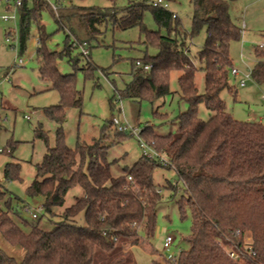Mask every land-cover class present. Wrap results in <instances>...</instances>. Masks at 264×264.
<instances>
[{"label":"trees","instance_id":"obj_1","mask_svg":"<svg viewBox=\"0 0 264 264\" xmlns=\"http://www.w3.org/2000/svg\"><path fill=\"white\" fill-rule=\"evenodd\" d=\"M58 1L55 10L45 0H31L30 4L23 1L17 8L18 53L25 49L29 26L34 21L38 73L57 90L60 100L46 109L48 117L58 125L54 145L47 146L41 161L35 164L34 178L25 189L28 196H42L41 213L30 221L23 218L12 206L9 193L5 199L7 191L0 189V234L9 244L24 249L20 261L0 249V264H93L96 248L101 250L96 257H101V264H136L130 248L138 242L139 229L147 240L154 237L156 206L164 198L162 188L153 181L157 168L174 171L181 186L175 200L179 217L184 219L188 213L191 219L190 232L183 237L188 246L181 248L173 261L168 260L170 264H264V122L235 119L221 97L223 90L233 98L236 95L229 82L233 67L229 45L241 33L229 11V3L234 0H190L188 32L181 29L177 16L150 0H126L122 6L117 5V0H107L106 7H84L73 4L74 0L64 6ZM44 8L54 16L58 28L66 30L60 51L46 47L49 35L39 20ZM146 10L156 29L143 23ZM203 25L205 36L196 52L200 63L197 66L187 52V37L191 39ZM135 26L144 35L145 50L134 59L130 80L117 90L118 95L138 103L142 99L152 103L171 92L170 75L176 70L180 72V98L187 106L179 114L173 132L161 135L148 124L140 130V136L163 153L166 164L140 153L132 165L123 166L119 174L113 175L108 148L132 134L104 123L91 143L77 137L75 146L69 147L61 127L65 106L80 108L81 95L75 72L61 73L56 60L67 57L74 70L78 68L89 76L96 67L88 56L86 63L77 67V58L70 57L72 49L82 45L89 50L90 40L104 34L108 27L125 30ZM149 45L154 47V53L147 52ZM253 55L256 60L251 80L264 85V48L254 46ZM137 60L142 66H136ZM198 70L203 72L201 93L195 84ZM199 104L210 112L206 119L198 115ZM35 133L46 140L43 131ZM13 146L8 142V153ZM19 169L18 162H7L4 179L21 180ZM75 186L80 187L81 194L58 213L56 209L63 206L65 194ZM164 188L169 191L168 199L175 198L178 185L168 182ZM22 207L24 210L27 205ZM81 211L83 224L76 221ZM43 215L52 223L50 229L39 226ZM245 245H251L254 255L247 254ZM229 249L239 250L241 256L229 257ZM111 250L114 254L106 256L105 252Z\"/></svg>","mask_w":264,"mask_h":264},{"label":"rangeland","instance_id":"obj_2","mask_svg":"<svg viewBox=\"0 0 264 264\" xmlns=\"http://www.w3.org/2000/svg\"><path fill=\"white\" fill-rule=\"evenodd\" d=\"M7 6V0H0V149L8 148V142L13 143L12 152L3 149L0 152V189L3 188L11 196V204L18 208L23 218L31 220L28 212L22 205L36 208L42 202V196H28L25 192L35 175V164L39 163L47 146H53L57 122L48 117L46 109L59 103L60 96L51 84L43 81L38 73V61L35 55L37 28L32 21L29 26V36L25 49L18 53V13L12 1ZM49 5L58 0H45ZM152 1V0H150ZM64 6L70 4V0H59ZM126 0H117V5H124ZM166 8L174 13L180 23L181 29L189 31L191 27L192 5L190 0H164ZM31 0H28V4ZM73 4L84 7H106L107 0H74ZM50 8H52L50 6ZM231 18L240 26V38L231 41L229 54L234 67L243 71L252 67L255 62L253 48L264 39V0H234L229 3ZM14 14L12 18L11 15ZM9 16L8 19L2 17ZM40 23L43 24L46 34V47L50 50L60 51L64 46L66 30L58 28L54 16L48 9L40 11ZM143 23L152 29L156 24L148 10L143 14ZM244 25V26H243ZM10 37H9V32ZM14 31L16 33H14ZM164 30L161 29V32ZM15 34L17 36H15ZM205 36V25L191 39L187 37L188 54L194 59L197 66L196 52L200 48ZM10 38V41H6ZM76 44V43H75ZM77 45V44H76ZM81 46H75L70 57L77 58L76 66L81 67L86 63V57L80 53ZM148 53H154L153 46H148ZM144 35L137 26L125 30H113L108 27L104 34L97 39L90 40L88 59L93 69L87 76L78 68L75 70L68 63L67 57L56 60L57 68L61 73L75 72L76 88L81 95V107L65 106V119L61 125L64 134V142L69 147H74L77 137L91 143L98 137L104 123H109L112 116L125 120L128 124L141 130L145 125H151L154 132L167 134L173 132L179 123V114L186 110V102L180 98L177 77L179 71H172L169 80L170 93L154 102L142 99L139 103L128 98H120L119 103L113 106V100L117 99V90H121L130 80V70L134 59L144 54ZM17 58L23 61L22 65L14 64ZM241 75L229 74V82L236 90L235 98L227 90L221 92L225 101L226 110L238 120L264 122V85H258L251 79L246 80L244 86H238ZM203 72L198 70L195 74V84L199 93L203 91ZM112 102V104H111ZM120 106L121 110L117 107ZM157 112L158 114H154ZM209 111L203 104L198 106V115L202 119L209 116ZM107 121V122H106ZM36 130L46 134V140L36 135ZM112 132V128H109ZM108 143V140L105 141ZM10 150V149H9ZM140 156V147L137 137L128 135L118 143L108 148L107 158L112 161L111 173L117 175L125 165H132ZM20 164L19 174L21 180H5L3 177L4 165L9 162ZM153 181L159 185L164 193V198L156 206L155 235L147 240L141 229L136 236L138 242L133 248V258L136 264H168L165 258L169 254L177 253L188 244L183 237L190 232L191 219L187 213L186 218L180 219L176 198L181 194V186L172 169L157 168L153 173ZM175 181L178 185L175 198L168 199L169 191L164 188L168 182ZM81 194L78 186L70 188L64 197L63 206L56 209L60 213L64 207L71 204L74 196ZM1 202V201H0ZM2 203V202H1ZM57 218L54 217L53 220ZM79 224L84 223L83 212L76 216ZM39 226L50 229L47 215L39 218ZM172 236V242L165 250L162 246L166 235ZM119 244L115 245L118 246ZM0 249L7 255L20 261L24 255V249L19 245L9 244L0 234ZM150 252L156 253V262H151ZM101 250L95 249V256H99ZM114 254V250L105 252L106 256ZM93 264H101V257L96 258ZM106 261V259H104Z\"/></svg>","mask_w":264,"mask_h":264},{"label":"built area","instance_id":"obj_3","mask_svg":"<svg viewBox=\"0 0 264 264\" xmlns=\"http://www.w3.org/2000/svg\"><path fill=\"white\" fill-rule=\"evenodd\" d=\"M12 1V5L15 7V8H18L23 1H27V0H11ZM10 1L7 0V8H8V5L10 4L9 3ZM153 5H158V6H162L164 8H166V3L164 2V0H152L150 1ZM52 7V9H56V5L55 4H51L50 5ZM173 16H176L174 13H173ZM9 16H6L4 15L2 18L3 19H8ZM11 17L13 18L14 17V14L11 15ZM244 26V25H243ZM241 29L243 30V27H241ZM10 33L11 31L9 32V37H10ZM14 33H16L14 31ZM15 36H17L15 34ZM6 41H10V38H6ZM258 47L260 48H264V39L261 40V42H259L257 44ZM80 53L87 57L88 54H89V50L87 47L85 46H82L80 47ZM14 64H19V65H22L23 64V61L20 59V58H17L16 62L14 60ZM136 66H142L141 62L139 60H137L135 62ZM143 68L144 69H148L149 66L148 65H143ZM250 72H251V67L243 70V71H240L239 69H237L236 67H232L231 70H230V73L232 75H241L240 76V79L238 80V86L242 87L245 85L246 83V80H249L251 79V75H250ZM117 96L118 98L117 99H114L113 100V106L116 104V103H119L120 101V96L118 95L117 93ZM261 98L264 99V93L261 94ZM118 110H121L120 106L117 107ZM110 123L112 124V126H114L117 130L119 131H127L128 133L134 135L135 137H137V141H138V144H139V147H140V153L147 157V158H150V159H156L159 163H162V164H166L167 163V159L166 157L163 155V153L157 151L151 144L147 143L141 136H140V130L139 129H136L134 126L128 124L125 120L123 121H120L119 118L115 117V116H112L111 119H110ZM1 150V149H0ZM130 179V177L128 178ZM172 184L173 185H177V182L175 181H172ZM182 184V183H181ZM24 211L28 212L30 218H36L38 217V215L41 213L42 211V208L40 206H37L36 208H29L28 206L24 209ZM172 236L171 235H166L163 239V243H162V246L165 250H168L171 242H172ZM249 240V238L247 239ZM247 246V247H246ZM245 248H246V251H247V254L248 255H254V250L253 248L251 247V245H245ZM228 255L229 257L231 258H239L241 255H240V251L237 250H233V249H229L228 251ZM167 259V261L169 260L170 262L174 260L175 258V253L173 254H169L168 256L165 257Z\"/></svg>","mask_w":264,"mask_h":264},{"label":"crops","instance_id":"obj_4","mask_svg":"<svg viewBox=\"0 0 264 264\" xmlns=\"http://www.w3.org/2000/svg\"><path fill=\"white\" fill-rule=\"evenodd\" d=\"M234 66V65H233ZM134 246H136V245H133V246H131V252L133 253V248H134ZM134 255V254H133ZM150 257H151V262L150 263H154V262H156L157 260H156V258H157V256H156V253H153V252H150ZM136 260V259H135ZM168 264H170L169 262H168Z\"/></svg>","mask_w":264,"mask_h":264}]
</instances>
